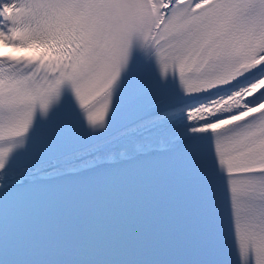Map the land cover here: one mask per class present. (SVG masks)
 Listing matches in <instances>:
<instances>
[{"label": "snow or ice", "instance_id": "6c2138e0", "mask_svg": "<svg viewBox=\"0 0 264 264\" xmlns=\"http://www.w3.org/2000/svg\"><path fill=\"white\" fill-rule=\"evenodd\" d=\"M0 264H264V0H0Z\"/></svg>", "mask_w": 264, "mask_h": 264}]
</instances>
